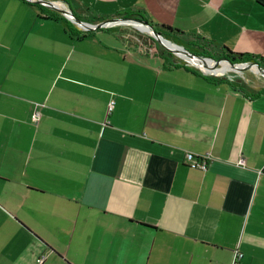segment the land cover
Returning a JSON list of instances; mask_svg holds the SVG:
<instances>
[{"label":"crops","instance_id":"crops-1","mask_svg":"<svg viewBox=\"0 0 264 264\" xmlns=\"http://www.w3.org/2000/svg\"><path fill=\"white\" fill-rule=\"evenodd\" d=\"M56 1L264 56V0ZM173 56L0 0V264H264V81Z\"/></svg>","mask_w":264,"mask_h":264},{"label":"rangeland","instance_id":"rangeland-1","mask_svg":"<svg viewBox=\"0 0 264 264\" xmlns=\"http://www.w3.org/2000/svg\"><path fill=\"white\" fill-rule=\"evenodd\" d=\"M59 5V4H58ZM113 19H115L114 24H116V27L119 31H121L122 37L125 40V42H127L129 45L134 46L136 48H140V49H144L147 51H156L155 46H158L159 48H163L165 49V51H170L165 43L157 40L154 44L153 48H150V39L148 38V35H151L150 33H152L145 25H140V22L137 21H125L123 20V17L121 16H117L114 17ZM172 46H174L171 43ZM212 49V48H211ZM213 50V49H212ZM211 51V50H209ZM213 53L218 52V51H212ZM174 53L173 59L175 60H181L182 62H186V61H190L194 64L197 65V67H199L200 69H204V67L202 66V64H198L195 63V61L191 60L190 57H188L184 52H179L181 55H183L184 57L180 56L177 52H172ZM211 56L206 57L205 59H201L200 57H196L197 59H199L203 65L209 66L214 72H225L226 76H230L234 78H240V79H244L250 83H259L260 81H264V74L257 68L255 67H251L248 68L247 70H240L238 68L232 67V65L229 63V61H223L222 56L218 57L219 55L213 54L215 55V57L212 55V53L210 52ZM209 54V55H210ZM213 57V60L210 58ZM219 59L220 62L217 63L216 61H214V59ZM223 62H227L229 65L226 67H222V63ZM244 62H248V61H242V62H238V63H244ZM262 67V66H261ZM206 70V69H204Z\"/></svg>","mask_w":264,"mask_h":264},{"label":"trees","instance_id":"trees-1","mask_svg":"<svg viewBox=\"0 0 264 264\" xmlns=\"http://www.w3.org/2000/svg\"><path fill=\"white\" fill-rule=\"evenodd\" d=\"M62 1L67 2V0H62ZM40 6L42 7V5H40ZM54 14H58V12H55L54 11ZM123 16L124 17H129V18H141L143 20H146L150 25L153 26V28H154L155 31L159 32L164 37L169 38L168 37V33L166 31H163L162 29L156 27L153 23H151L146 18H144V16L142 14H140L139 12H125ZM61 19L64 20V22H66V24L69 23L68 18L62 16ZM164 26H165V28H167L170 31H177L179 33L183 32V31H180L178 29H174L173 27H171L169 25H163V27ZM99 28H104V27H99ZM150 34L151 35H148V38L150 39L149 42H150V45H151L150 48H153L155 42L157 41V39L154 37V35H152V33H150ZM197 39L200 40L201 45L200 44H196L197 46H195L194 45L195 43H192V42L191 43L190 42H187V44H185V43H183L180 40L177 41V42L180 43V44L183 43L184 48H186L187 50L191 51L192 53H194L196 55L205 56V57L206 56H211L209 54H205V53L199 51L198 49H196L198 47V48H201L202 50H206L207 48L210 47V45H208L209 42L206 39H204V37H202V36H198ZM153 42H154V44H153ZM155 48H156V51L155 52H157L159 54H166V53L167 54H172L170 51H165V49L159 48L158 46H155ZM220 56H222V59H224L226 61H229L231 63H238V62H242V61H255L260 66H262L264 68V56H256V55H253L251 53L236 52V51L231 50L227 46H223L222 47V53L220 54ZM173 64H174V66H178L181 63H173ZM183 66H186V65L184 64Z\"/></svg>","mask_w":264,"mask_h":264},{"label":"water","instance_id":"water-1","mask_svg":"<svg viewBox=\"0 0 264 264\" xmlns=\"http://www.w3.org/2000/svg\"><path fill=\"white\" fill-rule=\"evenodd\" d=\"M35 2H38L40 4H46V5H52L54 7H56L57 9H59L61 12H64L65 14L68 15V17L71 18V20L78 22L81 26H83L86 29H96L99 27H104V26H109L111 24H114L115 19H109L107 21H103L100 23H90V22H85L82 21L80 18H78L73 11H71L70 9H65V8H60L57 7V5H55L57 3L56 0H34ZM123 20L125 21H137L140 22V25H145L151 32L152 35H154V37L165 43L166 47L171 50L172 52H177L179 54V52H184L186 55H188L191 59H195L196 57H200L201 59H205L206 57H202L199 55H196L194 53H192L191 51L187 50L186 48H184L183 46H180L179 44H175L174 46L171 45L170 40H168L166 37H164L163 35H161L159 32L155 31L153 26L150 25L146 20H143L141 18H129V17H123ZM173 44V43H172ZM180 55V54H179ZM224 60V59H221ZM214 61H216L217 63L220 62L219 59H214ZM232 66H246V67H253L256 66L263 74H264V68L261 67L257 62L255 61H249V62H244V63H231ZM242 68V67H241Z\"/></svg>","mask_w":264,"mask_h":264},{"label":"built area","instance_id":"built-area-1","mask_svg":"<svg viewBox=\"0 0 264 264\" xmlns=\"http://www.w3.org/2000/svg\"><path fill=\"white\" fill-rule=\"evenodd\" d=\"M36 106L37 107H35L33 109L32 114H31V118H32V121L34 123H38L40 121L41 115H42L40 108L38 107L37 103H36ZM113 106H114V101H111V103L109 105V111H111L113 109ZM185 159H186L187 163L192 167H199V168H205L206 167V160L204 159V157L196 156L192 152H187ZM239 164H245V159L241 157L239 159ZM242 255H243V253L237 251L235 254V260H237V258L241 257Z\"/></svg>","mask_w":264,"mask_h":264},{"label":"bare ground","instance_id":"bare-ground-1","mask_svg":"<svg viewBox=\"0 0 264 264\" xmlns=\"http://www.w3.org/2000/svg\"><path fill=\"white\" fill-rule=\"evenodd\" d=\"M173 45H175V44H173ZM187 56H188V55H187ZM188 57H189V56H188ZM191 60L195 61V63L202 64V66H203L206 70H212L209 66H207V64H206V66L203 65V63H202L199 59H197V58H195V59H191ZM221 65H222V67H226V66H228L229 64H228L227 62H223Z\"/></svg>","mask_w":264,"mask_h":264}]
</instances>
